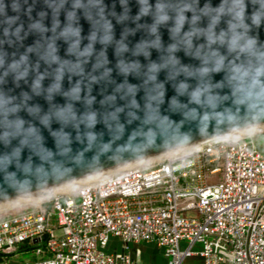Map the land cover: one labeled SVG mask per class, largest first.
Segmentation results:
<instances>
[{"label":"water","instance_id":"1","mask_svg":"<svg viewBox=\"0 0 264 264\" xmlns=\"http://www.w3.org/2000/svg\"><path fill=\"white\" fill-rule=\"evenodd\" d=\"M264 128V0H0V213Z\"/></svg>","mask_w":264,"mask_h":264},{"label":"built area","instance_id":"2","mask_svg":"<svg viewBox=\"0 0 264 264\" xmlns=\"http://www.w3.org/2000/svg\"><path fill=\"white\" fill-rule=\"evenodd\" d=\"M35 209L0 219V264H134L124 244L150 242L168 264H264V152L255 134L215 136ZM197 261L189 262V259Z\"/></svg>","mask_w":264,"mask_h":264},{"label":"crops","instance_id":"3","mask_svg":"<svg viewBox=\"0 0 264 264\" xmlns=\"http://www.w3.org/2000/svg\"><path fill=\"white\" fill-rule=\"evenodd\" d=\"M108 251H128L133 257L134 264H168L164 249L154 243L139 242L124 244L118 238H112L108 247ZM29 251L26 247L21 248L17 253L10 256V264H25L29 259L25 258V253ZM197 261V258L189 259V262Z\"/></svg>","mask_w":264,"mask_h":264},{"label":"rangeland","instance_id":"4","mask_svg":"<svg viewBox=\"0 0 264 264\" xmlns=\"http://www.w3.org/2000/svg\"><path fill=\"white\" fill-rule=\"evenodd\" d=\"M250 134H255V137L257 138V143H258L260 149L264 152V129H260V130L258 129V130L252 131ZM152 163L153 162L146 163L143 165L152 164ZM76 189H77V187L72 192H75ZM47 198H45V199H47ZM37 206H38V204L27 203V204L12 208L10 210L1 212L0 213V219L6 217L8 215H11L13 213H19V212H24V211H29V210L35 209ZM24 256H25V258H28L29 260L34 258L33 254L30 251L28 253H25Z\"/></svg>","mask_w":264,"mask_h":264},{"label":"bare ground","instance_id":"5","mask_svg":"<svg viewBox=\"0 0 264 264\" xmlns=\"http://www.w3.org/2000/svg\"><path fill=\"white\" fill-rule=\"evenodd\" d=\"M260 129H264V128H259V130ZM255 130H258V129H254V130H250V131H245V132H240V133H235V134H229V133H227V134H225V136H242V135H245V134H250L252 131H255ZM189 149H187V150H184V151H181V152H178V153H175V154H183V153H186L187 151H188ZM162 159V158H161ZM158 160H160V159H158ZM156 161V160H155ZM152 162H154V161H152ZM149 163H151V162H149ZM102 179V178H101ZM98 180H100V179H98ZM98 180H95V181H98ZM95 181H92V182H95ZM89 183H91V182H89ZM87 184V183H86ZM78 187V186H77ZM76 187H74V188H71V189H68V190H65V191H62V192H59V193H69V192H72L74 189H75ZM59 193H56V194H59ZM54 195V194H53ZM51 196V195H50ZM47 197H49V196H47ZM47 197H45V198H47ZM45 198H42V199H39V200H36V201H33V202H30V203H32V204H40Z\"/></svg>","mask_w":264,"mask_h":264}]
</instances>
